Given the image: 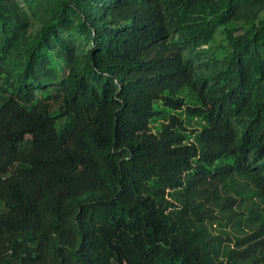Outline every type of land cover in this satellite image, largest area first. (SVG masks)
Returning a JSON list of instances; mask_svg holds the SVG:
<instances>
[{
    "label": "trees",
    "instance_id": "obj_1",
    "mask_svg": "<svg viewBox=\"0 0 264 264\" xmlns=\"http://www.w3.org/2000/svg\"><path fill=\"white\" fill-rule=\"evenodd\" d=\"M0 264H264V0H0Z\"/></svg>",
    "mask_w": 264,
    "mask_h": 264
},
{
    "label": "rangeland",
    "instance_id": "obj_2",
    "mask_svg": "<svg viewBox=\"0 0 264 264\" xmlns=\"http://www.w3.org/2000/svg\"><path fill=\"white\" fill-rule=\"evenodd\" d=\"M221 41H224V38H223V34L222 33H217V36H216V42H221Z\"/></svg>",
    "mask_w": 264,
    "mask_h": 264
}]
</instances>
